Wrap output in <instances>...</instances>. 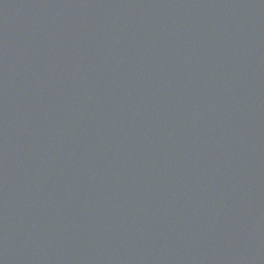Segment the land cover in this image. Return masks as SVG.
<instances>
[{
	"label": "water",
	"instance_id": "95a60500",
	"mask_svg": "<svg viewBox=\"0 0 264 264\" xmlns=\"http://www.w3.org/2000/svg\"><path fill=\"white\" fill-rule=\"evenodd\" d=\"M0 264H264V0H0Z\"/></svg>",
	"mask_w": 264,
	"mask_h": 264
}]
</instances>
